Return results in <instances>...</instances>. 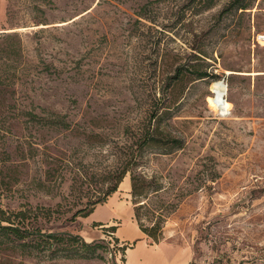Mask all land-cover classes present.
<instances>
[{
    "label": "rangeland",
    "instance_id": "374dc122",
    "mask_svg": "<svg viewBox=\"0 0 264 264\" xmlns=\"http://www.w3.org/2000/svg\"><path fill=\"white\" fill-rule=\"evenodd\" d=\"M245 1L2 0L0 32L18 33L21 49L0 60L15 89L0 118V204L26 211L32 236L1 245L0 264H128L131 187L88 216L74 215L78 190L82 172L105 186L128 162L155 108L160 130L185 143L146 145L137 169L161 176V198L180 194L161 241L182 248L183 264H264V46L253 43L264 0ZM70 236L102 247L72 255Z\"/></svg>",
    "mask_w": 264,
    "mask_h": 264
},
{
    "label": "trees",
    "instance_id": "16d2710c",
    "mask_svg": "<svg viewBox=\"0 0 264 264\" xmlns=\"http://www.w3.org/2000/svg\"><path fill=\"white\" fill-rule=\"evenodd\" d=\"M238 8L246 10L250 8V2L238 0ZM17 38L18 33L0 32V60H3V64H6L7 67L10 66V63L17 60L18 53L21 49L20 40ZM207 76H209L207 70L198 73V78ZM11 86L12 83L10 81L0 78V118L13 114L12 109L14 104L11 101L14 99L15 89L9 90ZM165 113H161L159 108H155L152 111V117L156 118V127L149 129L146 135L142 136L139 141L132 143L128 162L121 164L104 176L103 184L105 186L93 187L87 175L82 172V183L78 190L79 200L77 201V203H81V206L75 212V216H88L91 214L98 204L106 202L109 196L118 190L126 174L130 172L131 194L135 204V217L140 229L151 243H159L164 238V227L167 218L178 208L181 202L180 194H176V197L169 200L161 198L159 193L165 188L161 176L158 174L147 175L145 172L137 169L143 163V150L146 145L149 147H158L163 151L160 153L163 154L172 153L176 148L184 147L185 143L182 137L173 134L171 131L160 130L159 122ZM51 173L52 171H46L47 176L51 175ZM42 184V181L38 182V186ZM85 198H87L86 201ZM49 211L51 210L49 209ZM8 212L9 210L3 208L0 204V246L8 244L9 247L10 243L16 241H22L26 245L27 242L24 240L32 236V227L29 225L26 211L14 210L11 214H8ZM45 236L55 242L63 241L62 236L54 232L48 233ZM68 241L74 242H71V245L75 247L72 255L90 256L98 248L102 247V244H92L84 239L71 238V236L70 239L68 238ZM75 243H78V245L74 246Z\"/></svg>",
    "mask_w": 264,
    "mask_h": 264
},
{
    "label": "crops",
    "instance_id": "0c3cea01",
    "mask_svg": "<svg viewBox=\"0 0 264 264\" xmlns=\"http://www.w3.org/2000/svg\"><path fill=\"white\" fill-rule=\"evenodd\" d=\"M2 4L3 2L0 0V10ZM121 183L126 189L131 187V181L127 177ZM109 201L107 199L106 202L100 204V208H109L111 206ZM123 230V235L126 236V239L138 238L137 244L128 249V264H183V251L181 247H177L167 240L148 244L142 239L145 234L136 223H131L128 228H123ZM141 251L149 253V257L147 258Z\"/></svg>",
    "mask_w": 264,
    "mask_h": 264
},
{
    "label": "built area",
    "instance_id": "2783aa9c",
    "mask_svg": "<svg viewBox=\"0 0 264 264\" xmlns=\"http://www.w3.org/2000/svg\"><path fill=\"white\" fill-rule=\"evenodd\" d=\"M253 43H254V45L264 46V29H262L260 31H256L254 33V35H253ZM230 111L227 112V114L230 113ZM222 115H226V114H222Z\"/></svg>",
    "mask_w": 264,
    "mask_h": 264
},
{
    "label": "bare ground",
    "instance_id": "6f19581e",
    "mask_svg": "<svg viewBox=\"0 0 264 264\" xmlns=\"http://www.w3.org/2000/svg\"><path fill=\"white\" fill-rule=\"evenodd\" d=\"M225 86H226V90H227L228 85H225ZM230 110H231L230 108L224 107L220 111L222 114H227V112H229Z\"/></svg>",
    "mask_w": 264,
    "mask_h": 264
},
{
    "label": "water",
    "instance_id": "95a60500",
    "mask_svg": "<svg viewBox=\"0 0 264 264\" xmlns=\"http://www.w3.org/2000/svg\"><path fill=\"white\" fill-rule=\"evenodd\" d=\"M229 73H234L233 71L229 72Z\"/></svg>",
    "mask_w": 264,
    "mask_h": 264
}]
</instances>
